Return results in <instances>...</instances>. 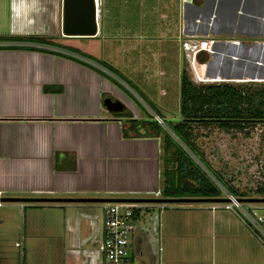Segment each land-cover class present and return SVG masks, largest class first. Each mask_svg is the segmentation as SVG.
Listing matches in <instances>:
<instances>
[{
    "label": "crops",
    "instance_id": "1",
    "mask_svg": "<svg viewBox=\"0 0 264 264\" xmlns=\"http://www.w3.org/2000/svg\"><path fill=\"white\" fill-rule=\"evenodd\" d=\"M46 1H52L54 6V17L50 16L54 22L52 29L43 33L42 30L32 32V27L21 24L14 28L9 25L11 33H4L3 22L10 23V19L21 17L31 22L32 7L37 2L44 4ZM94 1L95 34L66 37L59 33L60 0H0V37L39 35L61 41L60 45L42 47L44 44L30 41L0 40V126L2 123L16 124L22 129H34V125H51L56 132L64 128L67 136H76L75 139H78L77 132L81 129L97 130L99 135L108 132L112 144L106 153L112 157L130 155L135 163L132 165L141 172L139 175L132 171L126 173L135 176L133 180L138 184L118 192L150 196L151 192L160 188V177H157L158 169L160 173L159 138H140L133 131L120 138V131L127 130L131 121L146 117L145 112L148 111L144 106L149 108L147 103L158 111L161 116H156L158 119H178L180 69L182 62H190L193 46L199 40H211L209 52L198 50L194 55L196 63L204 64L203 74L209 79L207 81H247L250 79L246 71L264 73V66L253 65V59L247 53V47L254 48L253 44L260 43L255 39L247 41V38L258 33L264 35V0ZM114 18L121 21L113 22ZM67 39H72L74 44H65ZM78 39L82 42H77ZM64 46L74 48L82 55L70 52ZM92 50L96 51L93 53ZM91 58L106 63L124 76L136 86L147 103ZM199 72L201 75V69ZM190 75L191 80L197 82L191 72ZM110 79L140 100L139 110L119 93ZM106 96L118 100L122 110L117 113L107 111L101 103ZM72 139L68 136L67 143L72 144ZM63 150L71 153L76 148L67 145ZM5 156L0 157V187L4 178L14 175H26L40 181L50 175L45 171L49 166L45 153L34 162L23 161L22 164L8 154ZM137 156L140 159L135 160ZM4 162L8 164L6 170L3 169ZM34 166L35 169H32ZM38 167L40 169H36ZM6 188L19 190L14 189L11 183ZM29 191L49 193L52 188ZM6 202L17 203L21 209L32 207V211L61 209L62 214L70 209V204L91 203ZM211 203L148 204L152 207L146 212L149 222L151 212L154 210L156 214V217L153 216L157 239L155 264H264V247L246 223L230 210H209ZM137 235V248L140 250L144 234L139 228Z\"/></svg>",
    "mask_w": 264,
    "mask_h": 264
},
{
    "label": "rangeland",
    "instance_id": "2",
    "mask_svg": "<svg viewBox=\"0 0 264 264\" xmlns=\"http://www.w3.org/2000/svg\"><path fill=\"white\" fill-rule=\"evenodd\" d=\"M40 2L35 3L34 8L32 7L31 22H26L25 20L28 19L25 17L10 19V23L3 22L6 29L4 33H7V31L11 33L9 25L14 28V26L24 24V26L32 27V32L42 30V33L52 29L54 22L51 21L50 16L53 15V2L46 1L44 4ZM29 15L31 17V14ZM16 20L22 22H16ZM120 21L116 18L113 20V22ZM253 39L263 43L264 35L259 33L251 35L247 38V41ZM52 40L54 44L60 45L59 38H53ZM76 41L82 42L79 39ZM87 41L84 40L83 42ZM64 43L74 44V41L67 39ZM88 44L91 45V43ZM47 47L52 46L47 45ZM92 51L94 53L96 50ZM259 57L261 59L259 60L264 63L263 53L259 54ZM92 60L95 61L96 59L93 58ZM197 68L201 69L202 73L200 75V72H198L196 79L204 82L209 80L203 74L205 66L197 65ZM187 70L190 75L188 64ZM123 78L131 86L132 89H130L138 93L147 103L136 86L125 79L124 76ZM115 86L123 97L129 100L135 108L140 109V100L135 95L123 89L120 84H115ZM52 89L54 88H50V90ZM144 107L151 116H155L149 108ZM124 113L125 111L122 112V114ZM125 115L127 116V113ZM156 122L182 146L162 120L159 119ZM22 128V126L19 127L16 124L2 123L0 126V157H6L5 154H8L22 164L23 161L27 163L32 160L34 162L36 158L45 153L49 158V166L45 171H48L50 175L41 181L26 175L6 177L2 180L0 198L11 196L32 198L72 197L77 195H81L79 197H114L117 195V197L151 198L149 195L141 193L118 192L122 189L137 186L138 183L133 180L135 176L127 175L128 172L132 171L138 175L141 172L136 166L132 165L135 163L131 161L133 158L130 155L112 157L106 153L108 146L112 144L110 143L112 137L108 132L99 135L97 130L81 129L77 132L78 139H75L76 136L74 138V136L68 135L73 138L70 140L72 144H69L64 128L57 132L51 125H34V129ZM124 131L128 133L131 130L127 128ZM137 131L144 134V129L140 127ZM191 134L193 143L212 170L217 172L238 193L244 194V196L239 197H264V124L256 125L248 131L247 135L241 131H224L211 125L196 127ZM119 136L120 138L125 137L122 135V131H120ZM139 137L145 139L155 138L145 134ZM67 145L76 148L75 152L66 153L63 149ZM158 155V166L160 168L162 159V149L160 148ZM137 157L135 160L140 159V156ZM193 159L195 160V158ZM124 162L130 163L126 166ZM198 164L219 187L220 197H223L225 195L224 188L213 179L210 172L200 163ZM7 166L8 164L4 162L3 169L6 170ZM32 169H35V166ZM22 170L26 172L25 168ZM157 177H160L159 169ZM10 183L13 184L14 189L19 190H7L6 186ZM50 188H52V191L49 193L29 191V189ZM257 188H261V194L256 192ZM33 203L36 204L37 202ZM190 203L194 202H186V204ZM201 203H206V201ZM171 204H185V202ZM159 205L168 206L170 203ZM70 206V209L62 214L61 209L45 208L33 209L32 211V207L25 206L21 209L17 203L0 201V264H102L99 248L101 241V203L70 204ZM147 206L141 207L142 210L139 209L140 215L134 221L135 228L141 229L144 234L141 238L143 246L139 247L140 255L136 254V248L139 244V240L136 238V230L135 235L129 237L131 260L128 264H155L157 239L156 220L153 219H155L156 214L154 210L151 212L152 218L149 222V215L146 212L151 211L150 208L152 207L151 205ZM250 207L256 208L255 212L259 215L261 210H264V203H242V208L245 211H248ZM23 210L25 211L23 212ZM153 216L155 217L153 218ZM262 229L264 230V227ZM257 234L264 243V235L262 236L259 231H257ZM145 259L147 261L143 262Z\"/></svg>",
    "mask_w": 264,
    "mask_h": 264
},
{
    "label": "trees",
    "instance_id": "3",
    "mask_svg": "<svg viewBox=\"0 0 264 264\" xmlns=\"http://www.w3.org/2000/svg\"><path fill=\"white\" fill-rule=\"evenodd\" d=\"M0 40L58 45L53 43L52 38L39 35L6 36L0 37ZM32 49L39 48L32 47ZM40 49L42 50V48ZM64 49L82 55L74 48L64 46ZM95 63L131 88L115 69L99 60H95ZM111 81L119 85L116 81ZM137 95L142 99L138 93ZM178 98V119L175 121L162 120V122L166 124L182 146L148 112H145L146 117L144 119L133 120L129 125V130L133 131L135 136L139 137L145 134L159 138V148L162 149L160 198L220 197L219 187L198 163L210 172L213 179L231 196H244L243 193H238L217 172L212 170L193 143L191 132L196 127L211 125L224 131H241L247 135L248 131L256 125L264 124V81L194 82L188 73L187 63L182 62L179 73ZM142 100L144 101V99ZM147 105L157 117L161 118L151 104L147 103ZM127 116L129 115L127 114ZM138 127L144 129V134L137 131ZM122 135L125 136L127 133L122 130ZM256 192L261 194V188H257ZM136 212L137 210L134 211L135 214Z\"/></svg>",
    "mask_w": 264,
    "mask_h": 264
},
{
    "label": "built area",
    "instance_id": "4",
    "mask_svg": "<svg viewBox=\"0 0 264 264\" xmlns=\"http://www.w3.org/2000/svg\"><path fill=\"white\" fill-rule=\"evenodd\" d=\"M211 45V40H199L196 46H193L192 57L189 63L192 75L195 80L197 77V65L203 66L204 64L193 63V56L198 50H209ZM42 47H47L42 45ZM156 117V116H155ZM156 120H159L156 117ZM226 197L230 198L228 202L212 203L208 209L215 210L218 208L226 209L232 211L240 220H242L254 237L260 242L264 247L259 234L264 235V210H261L259 215L256 214L255 209L250 207L248 211L242 208V203H237L233 200L228 192L225 191ZM151 198H157L159 196V190L151 192ZM150 203H132V202H104L101 203L102 218H101V241H100V251H101V262L102 264H128L131 260L129 255V249L131 247V242L129 237L134 236L136 233V228L134 226V221L139 217L140 210L146 207ZM142 207V208H141ZM137 210L136 214L134 211ZM247 221V222H246ZM254 228V229H253ZM136 238L138 235L136 234ZM140 250L136 248V254H139Z\"/></svg>",
    "mask_w": 264,
    "mask_h": 264
},
{
    "label": "water",
    "instance_id": "5",
    "mask_svg": "<svg viewBox=\"0 0 264 264\" xmlns=\"http://www.w3.org/2000/svg\"><path fill=\"white\" fill-rule=\"evenodd\" d=\"M95 16V1L94 0H60V22L59 33L66 37H89L95 34L96 22ZM256 47L257 53L252 57L253 65L263 67L264 63L258 60L259 54L264 56V43L253 44ZM250 48V47H249ZM247 47V50L249 49ZM250 80L258 81L264 79V73L256 70L246 71ZM255 75V76H254ZM104 108L113 113L122 110V104L116 100L106 96L102 99ZM156 120V117L154 116ZM67 201V202H132V203H177V202H228L229 197H214V198H144V197H76V198H16L2 197L0 201ZM237 203H264V197H233Z\"/></svg>",
    "mask_w": 264,
    "mask_h": 264
},
{
    "label": "bare ground",
    "instance_id": "6",
    "mask_svg": "<svg viewBox=\"0 0 264 264\" xmlns=\"http://www.w3.org/2000/svg\"><path fill=\"white\" fill-rule=\"evenodd\" d=\"M256 49H257L256 47H254V48L250 47V48L247 50V53H249L250 56L254 57V56L256 55V53H257V50H256ZM260 55H261V54H260ZM258 81H264V79H259Z\"/></svg>",
    "mask_w": 264,
    "mask_h": 264
},
{
    "label": "clouds",
    "instance_id": "7",
    "mask_svg": "<svg viewBox=\"0 0 264 264\" xmlns=\"http://www.w3.org/2000/svg\"><path fill=\"white\" fill-rule=\"evenodd\" d=\"M203 51L209 52V51H210V49H209V50H203ZM194 55H195V54H194ZM193 62H194V63H196V62L194 61V56H193ZM189 63H190V62H188V66H189ZM197 64H203V63H197ZM189 69H190V67H189ZM196 69H197V72H199V70H200V69H199V68H197V67H196ZM190 72H191V69H190ZM191 73H192V72H191ZM193 78H194V77H193ZM194 80H195V79H194ZM192 81H193V80H192ZM195 81H197V82H198V80H195ZM155 116H156V115H155Z\"/></svg>",
    "mask_w": 264,
    "mask_h": 264
},
{
    "label": "flooded vegetation",
    "instance_id": "8",
    "mask_svg": "<svg viewBox=\"0 0 264 264\" xmlns=\"http://www.w3.org/2000/svg\"><path fill=\"white\" fill-rule=\"evenodd\" d=\"M111 99H113V97L109 96Z\"/></svg>",
    "mask_w": 264,
    "mask_h": 264
}]
</instances>
